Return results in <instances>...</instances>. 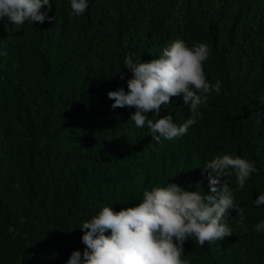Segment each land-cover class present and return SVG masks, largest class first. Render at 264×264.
Listing matches in <instances>:
<instances>
[{
	"label": "trees",
	"instance_id": "16d2710c",
	"mask_svg": "<svg viewBox=\"0 0 264 264\" xmlns=\"http://www.w3.org/2000/svg\"><path fill=\"white\" fill-rule=\"evenodd\" d=\"M50 2L43 24L0 19V264H66L105 204L119 211L165 182L208 193L201 167L226 152L258 169L234 193L248 231L233 209L231 237L189 238L182 258L264 264V0H88L80 17L70 0ZM176 39L208 45L205 75L222 87L186 135L156 142L108 92L128 91V55L150 61ZM169 113L177 125L191 115L182 97L161 106Z\"/></svg>",
	"mask_w": 264,
	"mask_h": 264
},
{
	"label": "clouds",
	"instance_id": "9594fccd",
	"mask_svg": "<svg viewBox=\"0 0 264 264\" xmlns=\"http://www.w3.org/2000/svg\"><path fill=\"white\" fill-rule=\"evenodd\" d=\"M47 6V8H45ZM70 16L80 17L88 9V0H70ZM50 0H0V19L22 26L45 20L49 16ZM210 55L206 43L189 46L176 39L163 48L162 54L150 61L128 55L123 64L132 75L123 87L108 92L112 108H135L129 120L137 128L147 126L151 138L171 140L188 133L198 119L203 118L201 107L207 108L209 97L219 94V79L209 82L204 62ZM173 97H182L191 115L177 125L169 113L161 117V106L170 105ZM154 116L149 118V113ZM128 120V121H129ZM202 174H207L210 192L195 190L178 183L165 182L145 189L140 203L117 211L105 204L91 219L80 225L85 245L83 251L74 250L66 264H190L183 259L185 242L194 238L196 244L222 241L233 235L226 223L235 209L238 226L245 232L243 209L236 203L234 193L242 190L254 172L255 162L234 153H224L205 161ZM235 174L236 186L228 177ZM256 206L264 205V192L255 199ZM254 230L264 233V221Z\"/></svg>",
	"mask_w": 264,
	"mask_h": 264
}]
</instances>
